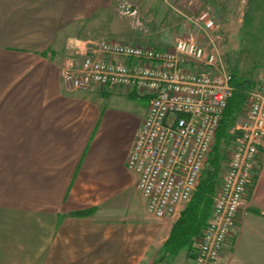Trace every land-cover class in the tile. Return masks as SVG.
I'll use <instances>...</instances> for the list:
<instances>
[{
  "label": "crops",
  "instance_id": "crops-1",
  "mask_svg": "<svg viewBox=\"0 0 264 264\" xmlns=\"http://www.w3.org/2000/svg\"><path fill=\"white\" fill-rule=\"evenodd\" d=\"M116 1L0 0V199L14 202L0 204V264H21L19 248L24 264H191L187 247L164 250L183 208L151 215L126 163L149 96L61 76ZM226 2L218 20H231ZM218 264H264V145Z\"/></svg>",
  "mask_w": 264,
  "mask_h": 264
},
{
  "label": "built area",
  "instance_id": "built-area-1",
  "mask_svg": "<svg viewBox=\"0 0 264 264\" xmlns=\"http://www.w3.org/2000/svg\"><path fill=\"white\" fill-rule=\"evenodd\" d=\"M201 21L205 31L216 25L215 20ZM223 65L216 47L193 38H178L167 49L103 40L89 50L79 69L61 71L72 90L128 87L149 96L147 116L126 163L137 174L147 210L156 218L177 214L196 190L235 90L233 74ZM245 100L248 110L238 122L230 160L191 264H218L236 215L245 205L264 145V77L247 90Z\"/></svg>",
  "mask_w": 264,
  "mask_h": 264
},
{
  "label": "rangeland",
  "instance_id": "rangeland-1",
  "mask_svg": "<svg viewBox=\"0 0 264 264\" xmlns=\"http://www.w3.org/2000/svg\"><path fill=\"white\" fill-rule=\"evenodd\" d=\"M226 3L232 4L233 7L231 20H218V16H215V8L220 5L225 6L221 4V0H118L115 2V7L110 9L108 17L102 19L103 23L95 25L97 27L91 30L95 33L94 40L96 41L91 43L77 41L76 50L82 51L79 49L81 46L89 45H92L90 48H97L103 40L167 49L171 48L178 38H193L208 48L216 47L220 52L224 68L232 74L236 72L241 82L249 81L250 88H253L264 77V0H228ZM127 5H132L133 8ZM223 12L224 15H229L228 10H223ZM108 20H113L110 30L113 31L114 36L112 37L115 40L108 39L109 35H104L108 29L106 27ZM201 20H215L216 25L211 30L205 31L204 22ZM82 22L83 20L77 21V35H82L86 31ZM119 37L125 38V41ZM89 50L85 54L76 52L73 57L77 61L76 64L64 66L62 69H79ZM242 103L237 117L227 128V134L218 141L217 134L215 135L195 190V192L198 190L203 178L209 173L213 186L211 212L230 160L235 138L238 135V122L245 117L248 110L246 100ZM212 160L213 162L216 160V165L212 164ZM2 192L3 190L0 191ZM8 196H14V194L10 192ZM192 197L182 203L179 210L184 209ZM7 202L0 199V204H11L10 200ZM15 218L13 216V219ZM196 247L197 242H192L189 250L191 249L190 251L194 253ZM19 249L16 259L24 264L23 261L26 258H23L24 256L19 252L21 249ZM2 251L4 252L0 250V253Z\"/></svg>",
  "mask_w": 264,
  "mask_h": 264
},
{
  "label": "trees",
  "instance_id": "trees-1",
  "mask_svg": "<svg viewBox=\"0 0 264 264\" xmlns=\"http://www.w3.org/2000/svg\"><path fill=\"white\" fill-rule=\"evenodd\" d=\"M249 84H251L249 81L241 82L236 72H233V86L235 90L222 114L219 129H217L218 132L216 133L217 141L227 134L229 124L234 122L237 117V113L243 104L242 101L246 98V92L251 86ZM215 161L213 162L212 160V164L216 165ZM211 178L209 173L203 178L189 204L181 211L178 220L174 223L169 238L164 244L166 252L175 255L182 247L189 249L192 242H198L201 238L211 213L213 194Z\"/></svg>",
  "mask_w": 264,
  "mask_h": 264
}]
</instances>
